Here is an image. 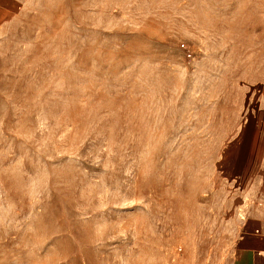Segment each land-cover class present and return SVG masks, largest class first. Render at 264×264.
<instances>
[{
    "label": "rangeland",
    "instance_id": "rangeland-1",
    "mask_svg": "<svg viewBox=\"0 0 264 264\" xmlns=\"http://www.w3.org/2000/svg\"><path fill=\"white\" fill-rule=\"evenodd\" d=\"M258 183L264 0L0 23V264H230Z\"/></svg>",
    "mask_w": 264,
    "mask_h": 264
},
{
    "label": "crops",
    "instance_id": "crops-1",
    "mask_svg": "<svg viewBox=\"0 0 264 264\" xmlns=\"http://www.w3.org/2000/svg\"><path fill=\"white\" fill-rule=\"evenodd\" d=\"M26 9V0H0V23L17 10ZM247 230L240 237L230 264H264V184L258 183L249 193Z\"/></svg>",
    "mask_w": 264,
    "mask_h": 264
}]
</instances>
